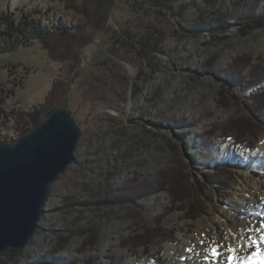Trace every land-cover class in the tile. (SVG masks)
Returning a JSON list of instances; mask_svg holds the SVG:
<instances>
[{
  "label": "rangeland",
  "instance_id": "1",
  "mask_svg": "<svg viewBox=\"0 0 264 264\" xmlns=\"http://www.w3.org/2000/svg\"><path fill=\"white\" fill-rule=\"evenodd\" d=\"M235 1L245 7L263 0H0V48L23 42L16 51L0 54V107L6 113L0 114L1 140L20 139L13 133L12 116L31 114L44 104L64 67L59 60L76 63L89 57L63 102L82 130L76 162L52 184L46 212L28 245L20 251L7 249L0 261L181 264L179 255L189 242L225 234L230 208L240 206L236 191L245 179L243 166L258 157L264 139V96L258 98L263 89L251 86L255 80L249 67L239 90L217 72L233 65L240 70L243 60L264 69V25L241 33L235 17L227 29L190 32L200 17L213 22ZM105 6L110 10L98 30L92 16ZM5 14L16 24L24 20L33 26L10 39L4 35ZM23 14L29 18L22 19ZM59 23L68 33L59 35ZM35 27L48 29L43 40L58 61L51 59ZM125 30L132 36L154 32L162 37L155 43L162 50L154 54L151 69L118 56ZM233 122L250 136L227 134ZM186 167L198 194L199 207L192 213L167 215L174 208L167 192L120 207L103 203L124 186L153 184L167 176L164 171ZM222 168L230 173L221 175ZM245 205L237 214L246 213L250 201ZM141 217L162 223L141 226ZM230 223L240 229L241 222ZM143 227H161L164 238L152 241L149 253L132 252L126 245L146 234ZM52 254L55 262L43 261Z\"/></svg>",
  "mask_w": 264,
  "mask_h": 264
},
{
  "label": "trees",
  "instance_id": "2",
  "mask_svg": "<svg viewBox=\"0 0 264 264\" xmlns=\"http://www.w3.org/2000/svg\"><path fill=\"white\" fill-rule=\"evenodd\" d=\"M162 7H167V5L162 3ZM230 8V9H229ZM229 9V10H228ZM244 9V11H243ZM110 8L105 6L98 7L96 10V13L94 16H92V22L93 26H96L99 24L100 26L96 27L98 30L101 29L102 17H106L107 13L109 12ZM238 10V11H237ZM241 11V13H239ZM216 18H212L213 22H206V18L200 17L194 25H192L191 32L193 35H198L201 30L206 31H214V30H221V29H227L228 26L231 27V21L233 18L237 17V23L240 24V26H243L241 29V33H247L248 31H253L256 29H259L263 27L264 25V0L261 3L252 4L250 6H245L240 4V2H234L232 3V6L228 7L226 11L221 13V16L216 15ZM27 14H23L22 19H28ZM2 20L6 22V32H4V35L7 36L10 39L15 38L18 34H21L22 29L30 28L32 23L28 21H19L17 24L15 21L10 19V16L7 14L3 15ZM182 29V28H181ZM57 31H60L59 35H65L64 32L68 29L66 26L62 25V23H59L57 27ZM35 32L37 33L41 40V44L45 47V49L48 50L49 55L53 61L57 60L55 57V54L53 53V50L49 46V42H46L43 40L48 35V29L46 28H36ZM156 34L158 32H155ZM162 38V37H161ZM161 38H156V35L154 32H145L142 36H132L129 31L125 30L121 37H120V43L118 44V47H120L119 51H122L123 53L118 55L122 58V60L130 63L135 64L136 62H141V65H143L144 69L149 70L152 66V60L156 57L154 54L161 51L159 49V45L156 46L157 43L161 42ZM23 44L22 41L16 42L17 45L12 46L10 48H0V54L8 53V52H14L16 51L20 46V44ZM156 43V44H155ZM160 44V43H159ZM158 47V48H157ZM124 54V55H123ZM55 59V60H54ZM89 57H84L82 60L77 61L76 63L72 61H65L63 59L59 60L64 67L60 70V76L56 78L53 81L52 88L49 91L46 100L43 105H39L35 109V111L31 114H25V113H17L13 114L12 118L15 119V125L13 129V133L16 134L20 139L32 132L42 121H44V118L56 109L66 107L63 105L64 100L69 98L72 84L74 81L80 76V71L82 69V66L84 65V62L88 60ZM58 61V60H57ZM252 61L250 60H243L242 67H239L240 70L236 68L235 65L232 66L229 70L217 72V75L224 78L227 84H229L233 88H237L238 90L243 87L244 83V77L247 72L245 68L248 67L251 70L250 76L253 79L251 86L260 87L263 90L259 93L258 90L255 91L254 88H250L248 90L251 91V93H257L259 95L258 98H261V96H264V77L262 75L264 74V69L262 64L254 65L251 64ZM252 67V68H251ZM146 74V73H145ZM260 75V77L258 76ZM257 76V77H256ZM258 80V81H257ZM237 90V91H238ZM253 91V92H252ZM255 91V92H254ZM4 104V101H0V106ZM0 114L6 115L5 110L0 107ZM72 116L73 113L71 112ZM46 117V118H47ZM1 118V117H0ZM256 124V123H255ZM230 125V124H228ZM239 125H236L234 122L232 123V128L228 131L227 134L232 133L236 136H244L248 137L250 136V131H246L243 128H238ZM227 132V131H226ZM0 142H4L10 145H14V142H8L5 140H1ZM235 142L238 143L237 140ZM243 146V147H242ZM238 147L242 150H245L246 146L242 143H238ZM221 175L226 176L228 173H230L227 169L222 168ZM183 172V173H182ZM167 176H161L163 179L159 178L157 181H154L153 184H143L142 186H124L123 189L119 190L118 196L115 197L113 195L109 198V201L103 202L104 204L111 203L115 204L116 206L120 207V205H126V203L135 202V199H147L149 197L154 196L157 193H163L167 192L168 196L170 198V206L174 207L172 211L170 209L167 210V215L174 213L176 210H183L186 213L193 212L198 209L199 202H198V194L196 193L195 189V181L193 173L190 171L189 167H186V169L180 170V168H176V171H164L165 175ZM178 208V209H177ZM200 210V208H199ZM198 210V211H199ZM169 212V213H168ZM142 215V214H141ZM191 216V215H189ZM194 216V215H193ZM192 216V217H193ZM141 226H153L154 225H161L162 221L155 224H150L145 221L144 218L141 217ZM147 227H143L142 230H147L146 234L143 236H135L132 237V240L128 242V245H126L127 248H131L130 250L132 252H137L139 249H143L145 252L149 253L150 248L152 247V241H161L164 238V235L162 233L161 227H156V231L151 230ZM66 247H68V242H66ZM65 247V248H66ZM57 254V253H54ZM52 257H46L43 261H47V259H50L52 262H55V256L52 254ZM94 264V261L90 259L88 263L85 264ZM0 264H6L4 261H0Z\"/></svg>",
  "mask_w": 264,
  "mask_h": 264
},
{
  "label": "water",
  "instance_id": "3",
  "mask_svg": "<svg viewBox=\"0 0 264 264\" xmlns=\"http://www.w3.org/2000/svg\"><path fill=\"white\" fill-rule=\"evenodd\" d=\"M82 130L67 107L14 145L0 142V256L23 250L38 230L52 184L76 162Z\"/></svg>",
  "mask_w": 264,
  "mask_h": 264
},
{
  "label": "bare ground",
  "instance_id": "4",
  "mask_svg": "<svg viewBox=\"0 0 264 264\" xmlns=\"http://www.w3.org/2000/svg\"><path fill=\"white\" fill-rule=\"evenodd\" d=\"M243 171L245 179L236 191L240 206L230 208L228 220L224 221L225 234L223 236L226 237V240L220 239L222 236L220 234L213 236V239L218 240L221 245L220 252L222 255L219 260L213 261L209 258L208 261H205L204 259V256L208 255L205 252V246L210 244L211 238V240H203V246L197 241L194 243L189 242L185 246V250L179 255L181 264H228V247H235L238 256L243 259L248 258L256 251L255 245L251 241L260 240L261 234L264 233V228L259 231L256 230L261 224H264V139L260 145L258 157L251 160L248 165H244ZM247 201H250L251 206L247 205L246 213L237 214L240 207H246ZM230 221L241 222L240 229L237 230ZM249 229L252 230L249 231ZM260 247L264 249V242H261ZM189 248L192 251H186ZM197 253L201 255L198 256Z\"/></svg>",
  "mask_w": 264,
  "mask_h": 264
},
{
  "label": "snow or ice",
  "instance_id": "5",
  "mask_svg": "<svg viewBox=\"0 0 264 264\" xmlns=\"http://www.w3.org/2000/svg\"><path fill=\"white\" fill-rule=\"evenodd\" d=\"M231 140V138H229ZM261 228H264V224H261L260 227L256 230H260ZM252 229H249L251 231ZM220 239L226 240V237L221 236ZM261 242H264V233L261 234L260 240H252L251 243L255 245L256 251L253 252L248 258L243 259L238 256V253L236 251L235 247H228L227 251L229 253L228 255V264H264V249L260 247ZM202 246L204 245V241L199 242ZM220 243L216 239H212L210 244L205 246V252L208 253V255L204 256L205 261H208L209 258H211L213 261H218L222 253L220 252ZM186 251H192L191 248L186 249ZM197 255H201L200 253H197Z\"/></svg>",
  "mask_w": 264,
  "mask_h": 264
}]
</instances>
